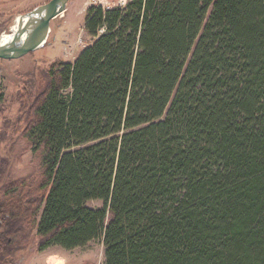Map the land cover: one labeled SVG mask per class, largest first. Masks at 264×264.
I'll return each mask as SVG.
<instances>
[{"label": "trees", "instance_id": "1", "mask_svg": "<svg viewBox=\"0 0 264 264\" xmlns=\"http://www.w3.org/2000/svg\"><path fill=\"white\" fill-rule=\"evenodd\" d=\"M85 28L25 104L42 178L0 189V253L27 222L40 251L103 238V264H264V0L90 6Z\"/></svg>", "mask_w": 264, "mask_h": 264}, {"label": "rangeland", "instance_id": "2", "mask_svg": "<svg viewBox=\"0 0 264 264\" xmlns=\"http://www.w3.org/2000/svg\"><path fill=\"white\" fill-rule=\"evenodd\" d=\"M48 1L0 0V34L11 31L18 15ZM90 6L88 0H70L66 11L52 19L49 39L43 47L17 59L0 58V189L24 180L34 188L41 181L40 153L32 151L24 135L28 114L25 104L44 91L53 62L74 61L95 39L85 28ZM90 204L98 206L100 202ZM24 225L28 226H22L19 237L26 242L4 247L0 264H103V238L72 249L56 245L40 251L35 229L27 222Z\"/></svg>", "mask_w": 264, "mask_h": 264}, {"label": "water", "instance_id": "3", "mask_svg": "<svg viewBox=\"0 0 264 264\" xmlns=\"http://www.w3.org/2000/svg\"><path fill=\"white\" fill-rule=\"evenodd\" d=\"M70 0H50L25 12L10 32L0 34V58L17 59L43 47L49 39L51 21L66 11ZM17 43L10 46V42Z\"/></svg>", "mask_w": 264, "mask_h": 264}, {"label": "built area", "instance_id": "4", "mask_svg": "<svg viewBox=\"0 0 264 264\" xmlns=\"http://www.w3.org/2000/svg\"><path fill=\"white\" fill-rule=\"evenodd\" d=\"M132 0H88V3L94 7H100L104 11L113 9H124ZM104 27L101 28V31Z\"/></svg>", "mask_w": 264, "mask_h": 264}, {"label": "bare ground", "instance_id": "5", "mask_svg": "<svg viewBox=\"0 0 264 264\" xmlns=\"http://www.w3.org/2000/svg\"><path fill=\"white\" fill-rule=\"evenodd\" d=\"M25 17V13H22L20 15L17 16L16 20H15V23L20 20V19H23ZM12 28V27H11ZM4 33H7V32H4ZM17 45V43H15L14 41L10 42V46H15Z\"/></svg>", "mask_w": 264, "mask_h": 264}]
</instances>
